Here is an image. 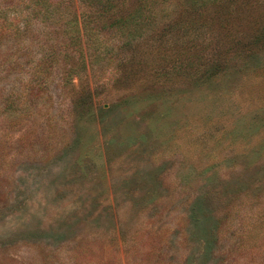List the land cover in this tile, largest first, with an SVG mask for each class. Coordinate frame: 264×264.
<instances>
[{"label":"rangeland","instance_id":"rangeland-1","mask_svg":"<svg viewBox=\"0 0 264 264\" xmlns=\"http://www.w3.org/2000/svg\"><path fill=\"white\" fill-rule=\"evenodd\" d=\"M0 4V264H264V0Z\"/></svg>","mask_w":264,"mask_h":264},{"label":"trees","instance_id":"trees-1","mask_svg":"<svg viewBox=\"0 0 264 264\" xmlns=\"http://www.w3.org/2000/svg\"><path fill=\"white\" fill-rule=\"evenodd\" d=\"M3 8L4 7L0 4V11H2ZM138 19H139V16H130V17L126 18V19L119 18L118 20H116L117 21L116 25L123 26V27L127 28L126 26H130L129 24H131L133 21H134L135 24L138 23L139 22ZM79 52L81 53V55L83 54L81 49H80Z\"/></svg>","mask_w":264,"mask_h":264}]
</instances>
